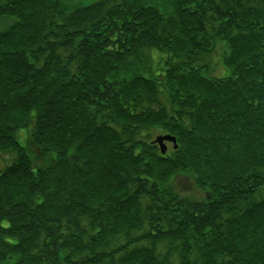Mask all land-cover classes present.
Instances as JSON below:
<instances>
[{
  "label": "trees",
  "instance_id": "obj_1",
  "mask_svg": "<svg viewBox=\"0 0 264 264\" xmlns=\"http://www.w3.org/2000/svg\"><path fill=\"white\" fill-rule=\"evenodd\" d=\"M9 17L0 264H264V0H0Z\"/></svg>",
  "mask_w": 264,
  "mask_h": 264
},
{
  "label": "rangeland",
  "instance_id": "obj_2",
  "mask_svg": "<svg viewBox=\"0 0 264 264\" xmlns=\"http://www.w3.org/2000/svg\"><path fill=\"white\" fill-rule=\"evenodd\" d=\"M69 1L70 2H76V3L80 2V3L88 4L90 2H93L94 0H69ZM14 20H15L14 17L0 18V29L5 28L6 26L9 25L10 22H13ZM221 41L223 42L224 40H221ZM218 49L220 52H222V51L224 52V45H222L220 43L218 45ZM220 52H214L212 54V59L214 62H211L209 64L208 68L204 70L205 74H207V75L215 74L218 76H226L227 74L230 73V70L223 64V56L224 55H221ZM220 55H221V57H220ZM220 61H221L222 65H220ZM28 134H29L28 128L24 127L18 131L17 137L21 143H25L26 138H27L26 136H28ZM0 152H1L0 153V169H2L7 164L11 163V161L14 157V154L10 151L0 150ZM10 156H12V158H10ZM178 182L183 188L189 187V185H190L189 179H187L185 177H179Z\"/></svg>",
  "mask_w": 264,
  "mask_h": 264
},
{
  "label": "water",
  "instance_id": "obj_3",
  "mask_svg": "<svg viewBox=\"0 0 264 264\" xmlns=\"http://www.w3.org/2000/svg\"><path fill=\"white\" fill-rule=\"evenodd\" d=\"M165 141H171L175 144V146L177 145L176 144V137L174 135L169 134V133L158 135L155 138V142H157L159 144L162 153H165L166 149H167V145H166Z\"/></svg>",
  "mask_w": 264,
  "mask_h": 264
}]
</instances>
